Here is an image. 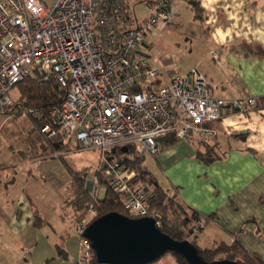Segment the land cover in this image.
<instances>
[{
    "label": "built area",
    "instance_id": "2783aa9c",
    "mask_svg": "<svg viewBox=\"0 0 264 264\" xmlns=\"http://www.w3.org/2000/svg\"><path fill=\"white\" fill-rule=\"evenodd\" d=\"M170 2H146L150 15L122 32L118 16L125 13L127 0H56L50 9L41 0H0V112L14 106L11 93L25 79L55 80L66 97L49 112L55 126H44L42 134L47 139L61 134L79 149L99 150L92 196L99 199L102 189H111L129 218L150 217L159 227L161 215L149 213L148 195L122 162V149L156 157L160 140L170 135L208 144L218 135L210 124L224 108L245 113L257 104L256 98H215L198 68L187 75L174 73L162 83V71L139 58L147 33L170 21ZM23 114L40 113L30 109ZM97 217L92 208L75 228L79 264H91L92 244L85 232ZM206 224L201 216L189 239H197Z\"/></svg>",
    "mask_w": 264,
    "mask_h": 264
},
{
    "label": "crops",
    "instance_id": "0c3cea01",
    "mask_svg": "<svg viewBox=\"0 0 264 264\" xmlns=\"http://www.w3.org/2000/svg\"><path fill=\"white\" fill-rule=\"evenodd\" d=\"M152 1L156 0L148 2ZM146 7L150 15L151 8ZM169 13L183 42V53L171 56L179 74L187 75L198 68L215 98H256L257 104L245 113L224 108L220 119L210 124L218 135L210 143H202L205 147L194 138L176 140L170 135L160 140L161 150L146 168L159 186L169 194L175 193L186 208L207 220L196 240L200 249L238 242L264 262V0H171ZM133 20L139 21L127 0L125 13L118 16L120 31L135 28L137 23L130 27ZM93 27L99 31L97 22ZM165 32L172 34L170 27ZM154 33H147L141 48L153 46L150 40H155ZM152 58L150 54L147 60L162 71L161 82L169 83L170 73L164 70L167 66ZM2 114L0 129L4 123L20 118ZM23 124V135L17 137L11 131L0 135V264H22L25 238L29 234L32 238V233L35 236L39 230L35 225L38 211L32 200L45 192L41 183L45 177L40 173L39 180L38 172L35 175L31 168L66 154L52 153L30 118ZM206 147L218 158L211 164L198 159V153ZM90 183L88 179L86 187ZM67 215L63 213L64 224L66 221L76 228ZM60 239L63 246L57 248L64 253L59 256L68 259L66 238ZM14 241L21 249L8 251ZM166 255L161 259L172 263L177 259Z\"/></svg>",
    "mask_w": 264,
    "mask_h": 264
},
{
    "label": "trees",
    "instance_id": "16d2710c",
    "mask_svg": "<svg viewBox=\"0 0 264 264\" xmlns=\"http://www.w3.org/2000/svg\"><path fill=\"white\" fill-rule=\"evenodd\" d=\"M16 88L19 91V98L15 101L14 106L0 113L11 114L15 111H20L15 117L26 116L30 118L41 132L46 125L55 126L49 112L53 108L61 106L66 97V92L59 88L55 80L52 79L45 82L30 77ZM30 109L38 110L39 116L33 117L23 114L24 111ZM44 139L52 153H64L70 149V145L65 142L61 134H57L52 139H47L44 136ZM200 144L205 147L204 144ZM198 159L206 164H211L218 158L212 150L207 148L204 152L198 153ZM144 161L145 157L138 156L132 147L129 148L128 153H122V162L134 172L136 183L148 195L149 203L147 208L149 213L161 215V231L176 241H188L192 227L200 218V214L186 208L180 201L178 206H176L172 198H170V194L155 182ZM71 176L68 191L70 194L65 201V210L70 209L73 211L72 223L75 227L89 215L92 208L97 210V218L109 213H119L128 217L121 198L111 189L106 190L103 199H95L92 196L86 189L88 182L87 170L72 172ZM173 195L176 196L175 193ZM35 225L40 228L46 224L36 215ZM192 244L200 250L201 257L209 263L227 260L237 264H264L256 256L250 255L238 242L231 245L220 244L215 249H200L196 243ZM58 251L60 256L63 255L64 252ZM172 254L176 256L179 264H187L183 257L174 252ZM219 254L223 255V258L216 260V256ZM91 264H100L93 248Z\"/></svg>",
    "mask_w": 264,
    "mask_h": 264
},
{
    "label": "rangeland",
    "instance_id": "374dc122",
    "mask_svg": "<svg viewBox=\"0 0 264 264\" xmlns=\"http://www.w3.org/2000/svg\"><path fill=\"white\" fill-rule=\"evenodd\" d=\"M46 9L52 8L55 4L56 0H41ZM130 5L133 11L134 16L137 17L139 21L133 20L130 24L140 23L144 21L148 16L149 13L147 11L146 2L149 0H129ZM170 27L172 34H167L166 28ZM156 37L154 41L150 40V43H153V46L149 44V47L145 49L144 47L140 49L138 55L140 59H147L149 58L150 54H153V58L163 62V66H167L164 70L165 73L168 75L179 73L178 64H174L173 59L171 58L173 53H183V42L180 40L181 31L178 27H174L172 20L167 23L160 24L154 29ZM152 30L149 32L151 33ZM157 30V31H156ZM180 31V32H179ZM154 33V34H155ZM179 36V37H178ZM159 37V38H158ZM180 38V39H179ZM157 39V41H156ZM160 40V41H159ZM177 45H181V48H178ZM180 49V50H179ZM179 54V55H180ZM183 56V55H182ZM152 57V56H151ZM170 57V58H169ZM152 58V59H153ZM169 58V59H168ZM150 63V61H149ZM151 64V63H150ZM11 96L14 100L19 98V91L18 88H15L11 93ZM3 114L0 115V124H2ZM6 116L10 117V114H6ZM15 117V116H14ZM12 117V118H14ZM19 119L14 121L6 122L1 127V134L2 136L6 135L7 132L11 131L17 137L22 134L23 130L26 128L23 122L25 119L28 118L26 116H19ZM62 138L63 135H61ZM17 139V138H16ZM0 140H3L2 137ZM17 141V140H16ZM67 143V139H65ZM70 145V149L61 154V158L58 157L54 160H49L44 165H41L39 168H31L34 169L35 175L38 172L37 178L41 180V175H44L45 180L41 181L45 188V192L43 195L40 194L39 198H33L32 204L38 211V216L42 217L44 220L47 221V224L43 227H40L39 230L36 229V235L32 238L26 236L24 242V254L25 260H23L22 264H79V240L76 236L75 228L70 224H68L63 220V213H68L70 217L73 218L70 209L65 210L64 201H66L69 197L67 192L69 180L71 179L72 172H80L83 170H87L88 179L93 181L96 176V172L98 167L100 166L101 162V152L97 149H79L75 147L72 143H67ZM118 155L121 156V152L119 151ZM62 156L64 158H62ZM151 157L147 156L145 158V166L149 167ZM151 166V165H150ZM105 189H102L100 192V198L103 199L105 196ZM42 196V197H41ZM170 198H172L173 203L178 206L179 201L175 195L170 194ZM67 215V216H68ZM70 220V219H69ZM67 233V234H66ZM65 237L64 242V249L68 253V259H64L59 256L58 253V246L62 247L63 242L60 237ZM29 237V238H28ZM30 240V243L28 242ZM196 240H190L191 243H196ZM17 242V240H15ZM14 241V242H15ZM12 243L13 247H8V251H12L13 248L18 250L21 247L18 244ZM197 244V243H196ZM166 256L175 257L172 253H168ZM223 258V255L219 254L216 256V260H220ZM160 259L158 262L153 264H177L178 261H173L170 259Z\"/></svg>",
    "mask_w": 264,
    "mask_h": 264
},
{
    "label": "water",
    "instance_id": "95a60500",
    "mask_svg": "<svg viewBox=\"0 0 264 264\" xmlns=\"http://www.w3.org/2000/svg\"><path fill=\"white\" fill-rule=\"evenodd\" d=\"M128 151V148L122 149V153ZM85 237L91 241L100 264H153L172 252L183 257L187 264H237L227 260L205 261L196 246L189 241L172 239L150 217L133 219L109 213L95 219Z\"/></svg>",
    "mask_w": 264,
    "mask_h": 264
}]
</instances>
